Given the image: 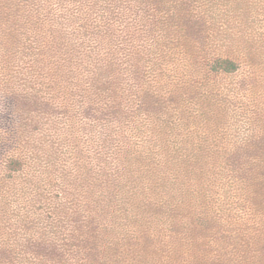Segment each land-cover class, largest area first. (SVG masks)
<instances>
[{
	"label": "trees",
	"instance_id": "1",
	"mask_svg": "<svg viewBox=\"0 0 264 264\" xmlns=\"http://www.w3.org/2000/svg\"><path fill=\"white\" fill-rule=\"evenodd\" d=\"M263 37L264 0H0V264H264Z\"/></svg>",
	"mask_w": 264,
	"mask_h": 264
},
{
	"label": "rangeland",
	"instance_id": "2",
	"mask_svg": "<svg viewBox=\"0 0 264 264\" xmlns=\"http://www.w3.org/2000/svg\"><path fill=\"white\" fill-rule=\"evenodd\" d=\"M261 33H263V32H261ZM254 46H255L256 54L258 55V60L255 61L256 62L255 66L257 67L260 75L264 76V42L262 40H257ZM241 76H243V73H242V75L239 74V75H236L235 77L227 79V83L228 82H232V83L237 82L238 80L241 79ZM263 101H264V96H261L259 93H256L254 95L244 97L243 99L238 101L239 105H237L238 106L237 108H240V107L245 108L246 112L251 113V110L254 111L257 107H260V105L263 103ZM246 115H248V114L239 113V115H236L235 119L229 118L230 125H236L235 129L240 134L246 133V131L249 129L246 122H244V121H246L245 120ZM260 125H262V124L257 122V119H255V131L260 130L259 129Z\"/></svg>",
	"mask_w": 264,
	"mask_h": 264
}]
</instances>
